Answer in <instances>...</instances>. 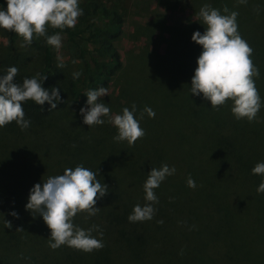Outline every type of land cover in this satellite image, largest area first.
<instances>
[{"label": "trees", "instance_id": "16d2710c", "mask_svg": "<svg viewBox=\"0 0 264 264\" xmlns=\"http://www.w3.org/2000/svg\"><path fill=\"white\" fill-rule=\"evenodd\" d=\"M227 1L229 10L238 12L239 33L252 47L251 58L259 69L257 119L237 120L230 111L231 101L212 108L202 95L190 93L194 61L202 50L191 36L195 30L203 33L204 28L183 29V36L166 40L163 57L148 59V53L142 52L140 61L145 60V65L124 84L130 96L124 101L126 106L131 110L135 104L145 133L153 131L132 146L127 141H109L111 134H117L113 125L104 123L94 130L79 115L62 112L72 96V78L57 67L60 58L74 57L82 73L77 81L88 90L105 87L117 75L121 61L113 41L121 31L122 17L116 9L108 11L102 0H80L83 14L74 27L48 29V35L60 33V48L47 45L43 37L21 48V38L2 29L7 42L0 49V75L15 66L17 83L40 73L47 77L42 87L49 94L59 89L60 101H53L56 109L49 111L47 102L23 104L25 119L31 121L28 129L22 131L15 122L0 127V167H6L0 183L5 185L14 175L13 182L30 183L25 200L18 202L22 211L17 219L27 240L31 236L36 243L41 233L43 264H194L190 251L199 264H264V193L256 191L264 176L251 171L264 162V0ZM6 6V0H0V9ZM218 9L223 14V7ZM29 60L32 63L27 67ZM158 67L159 76L152 73ZM145 105L155 112V119L146 113L140 119ZM164 164L176 171L162 181V189H154L159 202L153 205V218L129 222L133 207L148 203L143 191L147 174ZM77 165L96 171L97 179L109 190L97 200V215L79 213L74 218L83 229L98 225L103 232L101 238L93 231L104 247L90 253L68 246L51 249L50 231L42 217L37 223L38 214L25 209L34 184ZM189 177L195 181L194 188L187 185ZM161 220L162 224L157 223ZM161 238L175 241L178 251L159 246ZM208 241L216 242L214 251Z\"/></svg>", "mask_w": 264, "mask_h": 264}, {"label": "clouds", "instance_id": "9594fccd", "mask_svg": "<svg viewBox=\"0 0 264 264\" xmlns=\"http://www.w3.org/2000/svg\"><path fill=\"white\" fill-rule=\"evenodd\" d=\"M238 4H246L247 0H237ZM6 9H0V29L14 32L21 38L18 45L23 48L32 44L34 38L43 37L47 45L54 48L62 46L59 32L48 35V29L64 30L72 28L83 14L80 0H6ZM221 10L204 4L198 11L197 19L204 26L203 33L194 31L191 40L201 47L196 59V68L191 77L190 93L194 96L202 95L210 102L212 108H219L231 101L230 111L237 119L255 121L261 109V97L255 85V78L259 76V69L252 60L253 49L242 38L238 30L237 11H230L227 6ZM259 12V9H255ZM57 67H64L63 63ZM18 68L9 67L6 74L0 75V127L15 122L20 129L26 130L31 121L25 119L23 104L32 101L36 105L47 102L49 111L56 109L60 101L59 89L53 88L51 94L42 87L47 78L40 73L31 78H24L22 83L16 82ZM80 71L72 73L73 79L81 76ZM87 97L86 107L79 109L83 116V123L88 127L102 125L108 118L117 134L113 139L117 142L127 141L129 146L135 144L145 135L140 121L136 118V105L122 109L120 114H111V110L103 102H98L102 96L108 95L105 87L87 90L83 93ZM154 118L155 112L145 107L140 113ZM75 147V145H73ZM176 169L167 164L160 168H152L143 184L144 199L148 203L135 205L129 222H143L151 220L156 212L153 205L158 197L154 189L158 188L166 177L174 175ZM252 174L264 176V162L257 163L252 168ZM187 185L194 188L195 181L189 177ZM108 186L97 179V172L83 165L65 168L63 174L49 176L42 183H36L30 189L25 209L42 217L50 231L48 246L55 250L61 246H68L76 250L90 253L104 247L102 239L92 235L93 231L103 232L98 225L83 229L74 223L79 213L95 216L100 208L96 207L97 200L108 194ZM256 191L264 193V180ZM0 215L3 216L2 213ZM19 218L15 211L9 213ZM162 224L163 221H157ZM5 228H12L11 221L3 220ZM16 231H23L17 228ZM181 254H183L181 252Z\"/></svg>", "mask_w": 264, "mask_h": 264}, {"label": "rangeland", "instance_id": "374dc122", "mask_svg": "<svg viewBox=\"0 0 264 264\" xmlns=\"http://www.w3.org/2000/svg\"><path fill=\"white\" fill-rule=\"evenodd\" d=\"M160 1L161 0H102L104 7L108 11L116 9L122 17L121 31L118 37L113 41V47L119 55L121 64L116 70L117 75L112 77L111 81L105 86L108 95L98 99V102H103L110 108L111 114L113 115L120 114L122 109L127 107L124 101L130 99V96L128 93H125L123 87L128 78L135 75L136 69H140L145 65V60L140 61L142 52L148 53V59L151 58V55L163 57V47L167 39L176 40L183 36V29H189V31H191L193 27L196 29H199L198 27L204 28L196 15L204 3H201L199 0ZM208 1L213 8L217 7L216 9H218V6L219 8L229 6L227 0H217L216 3L215 0ZM231 1L232 0H229V4ZM6 42L7 39L4 31L0 29V49L4 47ZM196 59L194 64H196ZM59 60L64 64V67H62L64 75L72 78V84L69 90L72 96L67 98L62 112L77 114L83 121V116L80 114L79 109L87 106V97L83 93H86L88 89L83 83H79L77 79H73L72 77V73L77 71V62L74 57L60 58ZM31 63L32 61L29 60L27 67H30ZM148 69L150 70L151 67H148ZM159 72L162 71L159 70L158 67L156 69L154 68L152 73L159 76ZM177 80L176 78L175 81ZM135 116L137 118V113ZM106 118H103L105 120V125L108 123ZM97 126L98 125H94L93 129L95 130L94 127ZM99 126H104V124ZM109 126L111 127L112 124L108 123V127ZM140 126L145 131L146 125H142L140 122ZM151 133H153V131H148L145 134L152 135ZM114 136L115 135L111 134L109 141H115L113 139ZM10 167L7 168L8 171ZM3 168L6 167H0V175L2 173L1 177L6 175ZM14 178L15 175L9 178L5 182V185L1 186L0 183V213L3 214V216L0 215V264H43V249L39 240V238L42 239L41 233H37L36 243L34 240H31V236H29L27 240V237L24 235V227L21 226L17 218L9 215L12 211H15L18 215L21 213L22 210L18 208V202L23 203L25 200L26 188L30 184L26 182L27 180H25L26 183L24 181L15 183L13 182ZM0 181L3 182V179ZM42 181L43 180H39V183H42ZM162 188L163 186L160 184L156 189ZM35 218L38 223L40 216L35 215ZM3 220L11 221L12 228H5ZM37 223H33L35 227L38 225ZM17 228H22L23 231H16ZM160 241L161 244H159V246L163 244L166 245V249L171 248L177 250V248H175L177 247L175 241L169 240V242H166V239L162 238ZM208 243L212 246L214 251L217 246L216 242L208 241ZM221 250L222 247H220L219 251ZM190 255L195 261L194 264H199V261L192 256L193 252L190 251ZM31 256H34L32 260L29 258ZM170 263H172V260Z\"/></svg>", "mask_w": 264, "mask_h": 264}]
</instances>
